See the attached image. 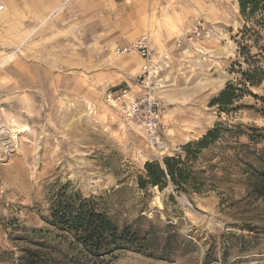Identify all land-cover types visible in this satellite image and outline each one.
Instances as JSON below:
<instances>
[{"label":"rangeland","instance_id":"1","mask_svg":"<svg viewBox=\"0 0 264 264\" xmlns=\"http://www.w3.org/2000/svg\"><path fill=\"white\" fill-rule=\"evenodd\" d=\"M23 3L0 0L5 5L0 11V264L33 258L48 264L89 262L72 234L49 222L52 194L68 182L86 197L97 196L100 208L120 225L152 232L149 254L119 251L111 264H204L208 253L210 264H264V198L242 183L206 195L178 192L172 185L138 186L146 162L181 153L217 122L264 127V117L252 109L220 115L210 105L228 81H237L231 71L245 26L261 34L248 42L253 54L262 50L256 65L264 69L261 13L253 24L247 22L239 0ZM142 35L157 53H170L157 93L165 152L107 97L127 84L137 88L143 59L117 56L112 48ZM179 38L185 40L180 48ZM252 90L264 96V83ZM241 102L263 104L252 96ZM248 127L244 130L253 133ZM257 134L264 136V130ZM250 145L255 157L264 150V138ZM168 240L171 259L154 257Z\"/></svg>","mask_w":264,"mask_h":264},{"label":"trees","instance_id":"2","mask_svg":"<svg viewBox=\"0 0 264 264\" xmlns=\"http://www.w3.org/2000/svg\"><path fill=\"white\" fill-rule=\"evenodd\" d=\"M239 5L247 22L253 24L258 12L262 15L261 20H264V0H239ZM237 37L238 60L234 61L231 71L238 75L237 81H228L210 105L216 107L220 115H232L244 109H252L264 117V96L252 90L264 83V69L256 65L263 52L261 50L260 53L253 54V44L248 42L254 37L260 38L261 34L249 25ZM246 96L261 100L263 104L259 107L257 104L242 103ZM244 127L248 126L241 122L231 125L223 121L217 122L202 137L183 145L181 153L166 156L163 162H146L144 173L138 177L139 188L158 187L164 190L172 185L178 192L206 195L222 187L242 183L249 192L264 198V150L254 157L256 151L250 152L249 148L251 143L264 138L257 134L264 127H248L255 134L246 132ZM242 137H246L248 141L243 142ZM255 163L258 167L253 169ZM239 172L242 173V178L237 179L235 177ZM51 201L50 224L72 234L89 260L87 264H111L113 255L124 250L150 253L152 232L143 234L133 230L130 225H120L100 208L97 196L86 197L82 192L71 188L68 182L53 192ZM165 245L162 254L150 255L171 259L169 240ZM33 254L38 253L34 251ZM211 257V253H208L204 264H210ZM40 260L33 258L27 264H48Z\"/></svg>","mask_w":264,"mask_h":264},{"label":"built area","instance_id":"3","mask_svg":"<svg viewBox=\"0 0 264 264\" xmlns=\"http://www.w3.org/2000/svg\"><path fill=\"white\" fill-rule=\"evenodd\" d=\"M4 9L5 5H0V11ZM184 41V38H179L175 44L180 48ZM112 52L117 56L138 54L143 59V65L135 85L137 88L127 84L110 91L107 94L108 101L118 108L123 118L139 123L150 143L165 152L167 145L162 136L166 125L157 93L164 86L162 74L169 66L170 53H157L148 35H142L129 44L115 45Z\"/></svg>","mask_w":264,"mask_h":264},{"label":"crops","instance_id":"4","mask_svg":"<svg viewBox=\"0 0 264 264\" xmlns=\"http://www.w3.org/2000/svg\"><path fill=\"white\" fill-rule=\"evenodd\" d=\"M9 2H11V0H8ZM14 1H17V0H14ZM40 2L41 0H23V4L24 6L26 7L27 5L31 6L32 2ZM3 11V10H2ZM125 45V44H124Z\"/></svg>","mask_w":264,"mask_h":264},{"label":"bare ground","instance_id":"5","mask_svg":"<svg viewBox=\"0 0 264 264\" xmlns=\"http://www.w3.org/2000/svg\"><path fill=\"white\" fill-rule=\"evenodd\" d=\"M127 63L130 65L131 63H130V61H128L127 60ZM4 133V131H2V132H0V136L2 135ZM12 134V133H11ZM4 138H5V136H4ZM3 139V138H2ZM14 140V139H13ZM9 141V140H8ZM8 141L6 142H4V141H2V145H7L8 144ZM10 142H11V140H10Z\"/></svg>","mask_w":264,"mask_h":264}]
</instances>
